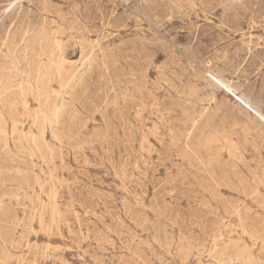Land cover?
Instances as JSON below:
<instances>
[{"label":"rangeland","instance_id":"rangeland-1","mask_svg":"<svg viewBox=\"0 0 264 264\" xmlns=\"http://www.w3.org/2000/svg\"><path fill=\"white\" fill-rule=\"evenodd\" d=\"M0 264H264V0H0Z\"/></svg>","mask_w":264,"mask_h":264},{"label":"bare ground","instance_id":"bare-ground-1","mask_svg":"<svg viewBox=\"0 0 264 264\" xmlns=\"http://www.w3.org/2000/svg\"><path fill=\"white\" fill-rule=\"evenodd\" d=\"M217 82L218 83H220V84H222V85H224L223 83H222V81H220V80H217ZM238 100H241L239 97L237 98ZM243 102V101H242ZM245 103V102H244ZM243 103V104H244ZM248 103V102H247ZM245 106V105H244ZM248 106V105H247ZM23 107V106H22ZM254 110V109H253ZM57 111V110H56ZM54 115V114H53ZM260 116V115H259ZM262 116V115H261ZM57 117V116H56ZM54 119V118H53ZM50 120V119H49ZM52 121V120H51ZM54 129V128H53ZM54 131V130H53ZM33 144V143H32ZM43 159V158H42ZM52 196V195H51ZM51 215H52V213H51Z\"/></svg>","mask_w":264,"mask_h":264}]
</instances>
